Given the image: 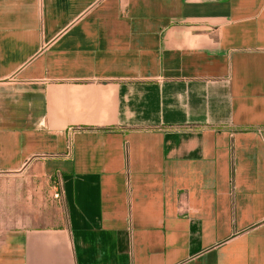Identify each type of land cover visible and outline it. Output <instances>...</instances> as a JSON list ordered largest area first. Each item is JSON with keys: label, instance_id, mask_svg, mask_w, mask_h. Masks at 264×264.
<instances>
[{"label": "crops", "instance_id": "1", "mask_svg": "<svg viewBox=\"0 0 264 264\" xmlns=\"http://www.w3.org/2000/svg\"><path fill=\"white\" fill-rule=\"evenodd\" d=\"M26 169L0 264H264V0H0V218Z\"/></svg>", "mask_w": 264, "mask_h": 264}, {"label": "rangeland", "instance_id": "2", "mask_svg": "<svg viewBox=\"0 0 264 264\" xmlns=\"http://www.w3.org/2000/svg\"><path fill=\"white\" fill-rule=\"evenodd\" d=\"M2 178V175H0ZM33 176L30 173V170L26 169L24 171H22L21 174V212L22 215L21 216H13V215H9L6 216L4 218H0V227L1 228H7V227H20V228H24V227H31L35 224H37V218L36 217H31L28 215L29 213V208L31 206H33V208L35 207V205L37 204V202L34 201V199H42L43 201H45V186L44 184L41 186V190H34V183H30L29 177ZM8 179H6L5 181H3L2 179H0V188L3 186V184H5L4 187L7 188L8 184ZM39 186V185H38ZM39 194V195H37ZM29 197H31V200H29ZM40 197V198H39ZM33 198V199H32Z\"/></svg>", "mask_w": 264, "mask_h": 264}]
</instances>
